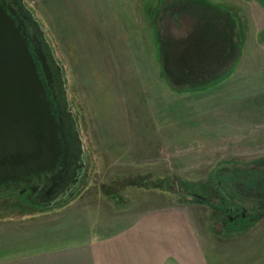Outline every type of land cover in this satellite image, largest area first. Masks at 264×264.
Returning <instances> with one entry per match:
<instances>
[{
  "label": "rangeland",
  "instance_id": "obj_1",
  "mask_svg": "<svg viewBox=\"0 0 264 264\" xmlns=\"http://www.w3.org/2000/svg\"><path fill=\"white\" fill-rule=\"evenodd\" d=\"M22 1L59 69L86 167L73 193L47 208L0 196V242L13 240L12 230L24 223L28 231L42 226L39 239L92 242L165 210L195 226L208 255L238 244L259 255L264 242V33L252 24L250 52L232 84L211 89L225 76L213 79L201 94L190 78L196 72L193 61L178 56L179 40L172 36L165 41L168 51L177 52L172 69L184 65L185 70L177 72L181 77L172 87L161 77L150 19L156 0ZM190 3L222 7L211 0ZM205 42L202 35L188 37L183 54L214 51L212 39L208 47ZM225 252L214 257L224 260ZM257 259L252 257L251 264Z\"/></svg>",
  "mask_w": 264,
  "mask_h": 264
},
{
  "label": "crops",
  "instance_id": "obj_2",
  "mask_svg": "<svg viewBox=\"0 0 264 264\" xmlns=\"http://www.w3.org/2000/svg\"><path fill=\"white\" fill-rule=\"evenodd\" d=\"M189 1L156 0L150 11L155 50H158L159 57L161 55L157 67L168 86L172 81L180 80L177 72L182 74L185 66L180 71L172 69L175 66L172 56L177 52L168 51L165 42L170 36L174 37L179 40L178 56L184 55L182 60H186L185 57L189 55L193 61L196 75L192 73L190 78H194L191 81L198 84L197 88L203 94L213 79L219 80L225 76L210 86L211 89L232 84L235 73L241 70L245 52H250L247 48H250L252 24L259 34L264 33V0H211L222 7L208 8L201 3L202 11H199L201 4L197 6V3L191 4ZM209 18L213 19L212 24ZM198 35L206 39L207 47L212 39L214 51L210 53L208 50L207 53V49H203L204 52L183 54L188 37L196 38ZM184 39L186 41H181ZM170 72H173V76L170 74L171 80L168 76ZM18 225L20 229L12 230L16 235L13 240L3 238L0 242V264H234L235 258H239L241 264H251L252 257L258 258L255 264H264L263 241H260L257 256H254L255 252L248 251L251 246H240L237 242L238 246L224 251L227 255L220 260L214 256L221 258L224 254L222 250L214 248L208 255L195 226H188L184 220L174 218L165 210L148 214L138 224H131L115 236L92 242L70 240L69 244H64L61 239L48 235L39 239L42 226H33L34 229L28 231L27 223ZM234 241L227 242L226 246Z\"/></svg>",
  "mask_w": 264,
  "mask_h": 264
},
{
  "label": "water",
  "instance_id": "obj_3",
  "mask_svg": "<svg viewBox=\"0 0 264 264\" xmlns=\"http://www.w3.org/2000/svg\"><path fill=\"white\" fill-rule=\"evenodd\" d=\"M51 107L27 32L0 4V184L55 168L61 149Z\"/></svg>",
  "mask_w": 264,
  "mask_h": 264
},
{
  "label": "flooded vegetation",
  "instance_id": "obj_4",
  "mask_svg": "<svg viewBox=\"0 0 264 264\" xmlns=\"http://www.w3.org/2000/svg\"><path fill=\"white\" fill-rule=\"evenodd\" d=\"M22 2V0H0V4L8 14L27 32L30 51L37 62L38 72L52 104L53 116L58 126L61 155L55 168L48 172L33 174L18 182L0 184V196L7 194L13 199H24L36 206L42 205L47 208L73 193L84 174L86 165L77 124L72 119V111L67 106V98L63 95L58 82L59 69L51 63L42 33ZM41 58L46 61L47 73L43 71ZM48 77L49 82L46 80ZM230 210L234 212L233 209Z\"/></svg>",
  "mask_w": 264,
  "mask_h": 264
},
{
  "label": "trees",
  "instance_id": "obj_5",
  "mask_svg": "<svg viewBox=\"0 0 264 264\" xmlns=\"http://www.w3.org/2000/svg\"><path fill=\"white\" fill-rule=\"evenodd\" d=\"M203 198H204V197H203ZM198 200L202 201V199H199V198H198ZM261 218H263V217H261Z\"/></svg>",
  "mask_w": 264,
  "mask_h": 264
}]
</instances>
